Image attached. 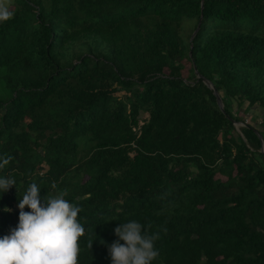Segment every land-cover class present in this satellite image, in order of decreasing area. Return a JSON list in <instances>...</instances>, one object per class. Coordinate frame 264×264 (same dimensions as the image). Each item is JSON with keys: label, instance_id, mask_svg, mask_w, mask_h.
Returning a JSON list of instances; mask_svg holds the SVG:
<instances>
[{"label": "trees", "instance_id": "1", "mask_svg": "<svg viewBox=\"0 0 264 264\" xmlns=\"http://www.w3.org/2000/svg\"><path fill=\"white\" fill-rule=\"evenodd\" d=\"M7 1L0 236L36 182L80 206L78 264L132 219L153 264H264V0Z\"/></svg>", "mask_w": 264, "mask_h": 264}, {"label": "clouds", "instance_id": "2", "mask_svg": "<svg viewBox=\"0 0 264 264\" xmlns=\"http://www.w3.org/2000/svg\"><path fill=\"white\" fill-rule=\"evenodd\" d=\"M10 15L0 6V21ZM11 159L0 157V167ZM16 183L14 178L0 175V195ZM56 187L51 184L53 190ZM41 189L38 183L31 182L20 195L18 222L8 234L0 236V264H78V241L85 231L77 218L81 208L65 199V190L41 195ZM166 231L162 228L150 233L135 219L120 222L113 229L117 239L107 246L111 264H153L159 255L155 243L160 232Z\"/></svg>", "mask_w": 264, "mask_h": 264}, {"label": "water", "instance_id": "3", "mask_svg": "<svg viewBox=\"0 0 264 264\" xmlns=\"http://www.w3.org/2000/svg\"><path fill=\"white\" fill-rule=\"evenodd\" d=\"M198 29H199V27L197 28V30L194 32L193 36L191 37V40H190L191 42L193 41V39H194V37H195V35H196ZM192 47H193V46H191V48H192ZM195 70H196V67H195ZM196 73H197V76H198L199 78H202V76L199 75V73H198L197 70H196ZM203 81H204V83L206 84V86H207L208 88H210V89H212V90L214 91V94H215V96H216V100H217L218 107L220 108V110H221L223 113H225L224 105H223V102H222V98H221L220 94L218 93V91H216V89L214 88V86L212 85V83H211L210 81H208L207 79H203ZM235 125H236V126H238V125H243V126H245L246 124L236 123ZM256 134L258 135V137L260 138V140H261V142H262V150H261V151L264 153V138H263V136H262V134H261V132H260L259 130H256Z\"/></svg>", "mask_w": 264, "mask_h": 264}, {"label": "rangeland", "instance_id": "4", "mask_svg": "<svg viewBox=\"0 0 264 264\" xmlns=\"http://www.w3.org/2000/svg\"><path fill=\"white\" fill-rule=\"evenodd\" d=\"M0 6L5 7V8L8 10V12H9L10 10H12V4L10 3V1H7V0H0ZM187 26H189V28H191V25H188V24H187ZM189 67H190V66L187 65L185 71L183 72L184 76H187V75H188ZM261 117H262V116H260L259 118H257V119L255 120V119H253V118L250 117V116H246V122H251V123H252V122H255V121L260 122V121L262 120ZM240 126H242V125H238V126H236V127H240Z\"/></svg>", "mask_w": 264, "mask_h": 264}]
</instances>
